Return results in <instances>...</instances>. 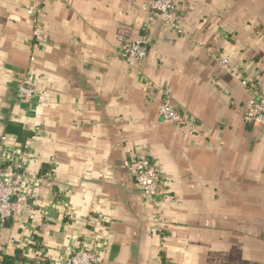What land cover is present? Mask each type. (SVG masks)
Instances as JSON below:
<instances>
[{
	"label": "crops",
	"instance_id": "1",
	"mask_svg": "<svg viewBox=\"0 0 264 264\" xmlns=\"http://www.w3.org/2000/svg\"><path fill=\"white\" fill-rule=\"evenodd\" d=\"M150 2L0 0V139L29 175L0 264H60L84 243L101 264H264V130L244 120L242 83L264 90V0H174L180 30L149 23ZM140 38L131 67L118 46ZM26 72L30 104L16 98ZM148 80L196 132L159 115ZM132 156L173 199L143 202Z\"/></svg>",
	"mask_w": 264,
	"mask_h": 264
},
{
	"label": "built area",
	"instance_id": "2",
	"mask_svg": "<svg viewBox=\"0 0 264 264\" xmlns=\"http://www.w3.org/2000/svg\"><path fill=\"white\" fill-rule=\"evenodd\" d=\"M144 8L148 12L149 23L160 20L170 27L180 30L174 0H151ZM32 12L30 10V13ZM117 53L129 66L134 67L147 54V40L140 38L122 42L118 46ZM31 60H34V57H31ZM228 62L227 58H223L224 65ZM33 81V75L30 72H26L20 78L16 90L18 102L22 104L32 102L37 94ZM249 82L248 79L242 80L248 92L244 120L248 124L260 126L264 130V90L261 92L251 90ZM148 85V91L153 94L154 98L159 97L158 113L164 120L177 126L186 127L192 133L196 132L197 120L174 102L170 89L165 87L160 80H148ZM6 139V136H2L0 139V229L10 219L17 218L24 200L22 189L29 182L25 163L13 162L11 170L7 167L8 157L4 155ZM126 169L129 178L136 184L144 203L156 204L164 197L174 198L172 194L170 195V189L162 170L152 159L132 156L126 163ZM39 261L42 260L39 259ZM100 261L98 251L85 246L84 243L71 255L65 257L60 264H101Z\"/></svg>",
	"mask_w": 264,
	"mask_h": 264
},
{
	"label": "trees",
	"instance_id": "3",
	"mask_svg": "<svg viewBox=\"0 0 264 264\" xmlns=\"http://www.w3.org/2000/svg\"><path fill=\"white\" fill-rule=\"evenodd\" d=\"M43 262H44V260H43Z\"/></svg>",
	"mask_w": 264,
	"mask_h": 264
}]
</instances>
